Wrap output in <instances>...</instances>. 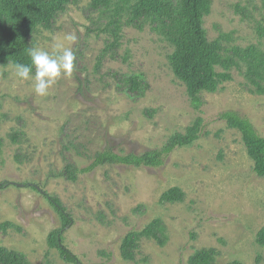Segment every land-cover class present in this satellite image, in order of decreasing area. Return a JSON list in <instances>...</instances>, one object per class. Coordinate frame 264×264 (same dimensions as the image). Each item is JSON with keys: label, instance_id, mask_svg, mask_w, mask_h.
I'll return each instance as SVG.
<instances>
[{"label": "rangeland", "instance_id": "obj_1", "mask_svg": "<svg viewBox=\"0 0 264 264\" xmlns=\"http://www.w3.org/2000/svg\"><path fill=\"white\" fill-rule=\"evenodd\" d=\"M90 1L74 0L51 30L29 38L30 48L49 54L57 41L75 52L72 74H62L47 95H36L33 81L20 80L12 66H0V183H11L0 190V225L11 224L0 228V247L27 264H67L47 245L48 234L62 226L47 194L70 217L62 243L82 264H187L202 249L215 251L213 264H264V245L256 243L264 227V179L253 173L240 134L219 118L234 112L264 137V92L248 83L238 61L230 81L192 103L170 69L173 47L155 25H128L124 16L119 46L109 50L112 40L101 31L106 20L91 12ZM210 2L203 18L210 42L218 40L228 56L253 46L264 54L263 0ZM73 34L74 45L63 40ZM131 77L141 84L133 93ZM198 119L195 141L158 168L106 164L79 172L102 151L160 150ZM66 167L74 181L63 175ZM174 187L182 202L161 203ZM154 219L163 225L164 244L141 238L135 259L123 260V237Z\"/></svg>", "mask_w": 264, "mask_h": 264}, {"label": "trees", "instance_id": "obj_2", "mask_svg": "<svg viewBox=\"0 0 264 264\" xmlns=\"http://www.w3.org/2000/svg\"><path fill=\"white\" fill-rule=\"evenodd\" d=\"M74 0H0V66H12L15 63L30 65L28 56L29 38L39 29L51 30L60 13ZM264 1V0H263ZM210 0H91L89 9L106 20L101 31L112 40L109 50L118 48L122 18L126 24L141 27L145 22L155 25V30L173 47L168 56L169 66L175 78L180 80L192 103L198 102L202 91L215 92L218 87L231 80L230 69L245 66V78L257 93L264 92V54L256 47L234 48L230 56L224 55L218 40L210 42L203 28V18L210 12ZM220 68L222 72H218ZM35 69H33L34 74ZM129 92L139 89L137 77L128 79ZM219 118L230 129L236 130L241 137L247 157L253 163V173L264 179V137L260 136L251 122L234 112H224ZM201 120L198 119L184 134H174L160 150L140 155H118L111 151H102L94 156L93 162L81 173L97 167L125 165L133 167L158 168L164 159L176 148L190 146L200 133ZM66 167L63 175L70 181L75 173ZM11 183L1 182L0 190H6ZM62 223L61 229L47 236L49 249H55L61 260L67 264H82L62 243L61 233L70 224L71 219L58 198L44 195ZM184 195L178 188H171L161 194V203L182 202ZM9 223L0 225L8 228ZM163 225L154 219L140 231H130L122 239L120 256L125 261L135 259V250L141 238L151 239L159 245L164 244ZM256 243L264 245V227L256 235ZM216 253L212 249H202L192 254L187 264H213ZM0 264H27L25 258L13 251L0 247ZM230 264H239L233 262Z\"/></svg>", "mask_w": 264, "mask_h": 264}, {"label": "clouds", "instance_id": "obj_3", "mask_svg": "<svg viewBox=\"0 0 264 264\" xmlns=\"http://www.w3.org/2000/svg\"><path fill=\"white\" fill-rule=\"evenodd\" d=\"M83 31V29H80ZM64 41L71 42L72 45L78 40L76 35H67ZM30 65L15 63L12 65L16 77L20 80L33 81L34 92L38 96L48 94L49 88L55 81L63 75H71L74 69L75 52L72 46L65 47L63 41H57L55 53L32 47L28 49ZM33 69L35 74L33 75Z\"/></svg>", "mask_w": 264, "mask_h": 264}, {"label": "water", "instance_id": "obj_4", "mask_svg": "<svg viewBox=\"0 0 264 264\" xmlns=\"http://www.w3.org/2000/svg\"><path fill=\"white\" fill-rule=\"evenodd\" d=\"M19 186V185H18Z\"/></svg>", "mask_w": 264, "mask_h": 264}]
</instances>
